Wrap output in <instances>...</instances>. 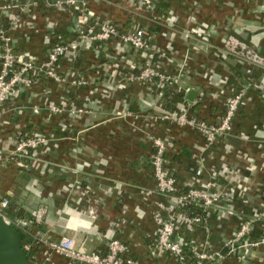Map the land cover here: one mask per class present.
I'll list each match as a JSON object with an SVG mask.
<instances>
[{"label": "crops", "instance_id": "obj_1", "mask_svg": "<svg viewBox=\"0 0 264 264\" xmlns=\"http://www.w3.org/2000/svg\"><path fill=\"white\" fill-rule=\"evenodd\" d=\"M88 2L93 14L123 32L144 29L163 71L175 74L189 55L179 90L187 104L188 91L198 92L190 103L192 114L214 124L229 97L242 89L245 96L232 134L208 146L189 128L151 118L165 112L166 92L179 91L164 93L150 83L129 81L139 72L140 55L114 41L84 45L72 60L61 62L68 83L42 79L17 90L4 107L10 124L0 128L2 155L13 152L20 133L40 132L49 139L26 168H18L12 159L0 165V196L35 214L29 228H16L29 239L30 262L68 264L48 246L67 237L76 250L99 254L118 238L140 264H176L156 246L153 210L156 202L166 200L143 194L155 188L148 138L154 135L173 143L167 159L179 193L193 181L198 188L203 185L194 174L197 169L222 193L208 211L177 209L179 216L201 218L178 224V236L194 249L206 246L220 252L223 259L215 264H264V0H158L150 12L136 0ZM76 28L74 15L57 13L41 1L0 0V29L12 38L16 51L39 61L58 38L75 40ZM235 48L239 51L233 52ZM78 77L86 84L72 85ZM51 100L65 107V113H50L45 104ZM34 108L40 113L34 114ZM124 111L132 116H117ZM225 169L231 172L224 174ZM91 209L96 219L90 217ZM248 219L255 223L247 239L228 246ZM254 242L260 245H248Z\"/></svg>", "mask_w": 264, "mask_h": 264}, {"label": "built area", "instance_id": "obj_2", "mask_svg": "<svg viewBox=\"0 0 264 264\" xmlns=\"http://www.w3.org/2000/svg\"><path fill=\"white\" fill-rule=\"evenodd\" d=\"M27 2L41 1L51 10L60 14L74 15L77 21L76 39L62 40L58 38L47 51L44 60L39 61L37 57L24 52H18L12 46V38L0 29V39L2 46L0 47V128H6L10 122L5 120L4 107L11 99V96L19 89L32 88L35 84L41 82L42 79H48L57 84H66L69 82L68 77L61 72L60 64L63 61L72 60L81 47L84 45H102L109 42H116L118 45H124L137 51L140 55L141 63L139 72L128 78L129 81L140 83H150L160 92L175 89L180 92L182 77L186 67L189 55L187 54L183 64L179 65L175 74H169L163 71V63L156 59L153 53V47L146 31L142 28L135 27L133 30L123 32L118 26L103 21L99 16L93 14L89 9L88 0H26ZM139 7L145 11H152L158 0H136ZM10 6L5 7L8 10ZM187 37V36H186ZM86 80L78 77L72 81L74 86H83ZM244 90H240L226 100L224 111L219 120L211 124L203 118L191 113L192 104L184 105L179 112L162 113L160 115H152L151 118L157 123H168L181 128H189L197 132L208 146L213 145L217 140L230 136L233 132L234 120L243 104ZM45 108L52 114L61 115L65 113V107L58 105L55 101H49L45 104ZM34 114H39V108L33 109ZM82 113L81 110H76ZM117 116L125 118L132 116V113L124 111L118 113ZM149 140L153 146V153L150 165L153 172L155 188L145 191L143 194L151 196L153 194L165 198V202H156L153 210V219L157 226L156 246L160 252L169 255L176 264H215L218 259H223L220 252H212L206 246L201 250L191 247L190 242L186 238L177 234L178 224L199 222L200 217L188 218L177 215V209L183 207L196 206L208 211L212 206L217 205L222 193L214 190L215 184L209 177L205 179L202 169H197L194 174L196 178L202 182L200 188L196 187L194 181L188 185L185 192H180L177 186V180L173 170L169 166L167 159L168 151L173 147V143L169 138H160L149 135ZM49 143L46 135L40 132L33 134L17 135L14 143V150L9 155L3 156L0 151V165L4 159H12L15 165L20 168H26V162L35 155L37 151ZM225 173L231 171L225 169ZM223 175V172L220 174ZM217 177L213 174L212 179ZM226 192L224 193V195ZM8 198L0 196V216L13 228L26 230L32 222L28 220H13L5 214V210L9 207ZM91 218L96 219L97 213L91 209L89 211ZM38 219L41 212H38ZM255 223L253 219L244 221L238 228L236 235L228 242V246L232 248L247 239L252 231ZM118 229L119 224H115ZM251 247L260 245V242L248 243ZM49 249L58 255L68 259V264H140L136 260L130 258L129 248L126 243L118 238L109 241L106 253L99 254L97 252L78 251L74 247V242L70 238H63L57 243L48 244ZM193 249L191 256L188 250ZM49 261V254L46 253ZM191 257V261H189Z\"/></svg>", "mask_w": 264, "mask_h": 264}, {"label": "water", "instance_id": "obj_3", "mask_svg": "<svg viewBox=\"0 0 264 264\" xmlns=\"http://www.w3.org/2000/svg\"><path fill=\"white\" fill-rule=\"evenodd\" d=\"M198 92L190 90L186 100L194 103ZM0 264H32L13 228L0 216Z\"/></svg>", "mask_w": 264, "mask_h": 264}, {"label": "trees", "instance_id": "obj_4", "mask_svg": "<svg viewBox=\"0 0 264 264\" xmlns=\"http://www.w3.org/2000/svg\"><path fill=\"white\" fill-rule=\"evenodd\" d=\"M239 48L233 49V52H238ZM166 91V90H165ZM164 91V93H165ZM168 91V90H167ZM185 94L184 92H172L168 91L164 95V111L165 113H176L181 110V108L186 105ZM188 208V207H187ZM184 209V208H183ZM5 214L11 218H22L28 220L29 222L35 221V214L26 212L21 208L14 207L12 204H9V207L5 210ZM192 214V212L190 213ZM14 233L20 241L22 247L26 255L29 258V251L27 250V244L29 243V239L26 234L21 232L20 230L13 227Z\"/></svg>", "mask_w": 264, "mask_h": 264}]
</instances>
